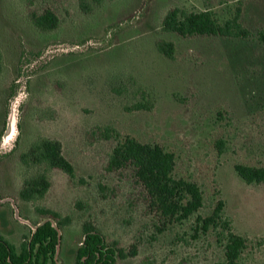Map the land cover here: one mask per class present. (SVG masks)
<instances>
[{
  "label": "rangeland",
  "instance_id": "374dc122",
  "mask_svg": "<svg viewBox=\"0 0 264 264\" xmlns=\"http://www.w3.org/2000/svg\"><path fill=\"white\" fill-rule=\"evenodd\" d=\"M174 8L209 10L220 22L239 10L250 34L162 33ZM46 10L58 18L55 30L32 23ZM260 32L264 0H0V235L19 248L33 224L49 219L41 210H51L63 221L57 264L74 263L84 223L128 255L116 264H217L224 259L219 229L202 233L196 218L222 202L223 219L247 239L237 264H264V184H246L234 170L264 166ZM159 39L173 43V59L157 51ZM138 103L149 109L136 110ZM11 115L15 131L5 142ZM127 136L173 155V176L202 192L196 214L162 218L131 166L108 170L112 149ZM41 138L61 143L73 178L22 165ZM44 171L45 196L19 199L24 181Z\"/></svg>",
  "mask_w": 264,
  "mask_h": 264
},
{
  "label": "trees",
  "instance_id": "16d2710c",
  "mask_svg": "<svg viewBox=\"0 0 264 264\" xmlns=\"http://www.w3.org/2000/svg\"><path fill=\"white\" fill-rule=\"evenodd\" d=\"M94 1L99 4L102 0ZM81 7L88 13L87 5L81 4ZM238 12L239 10L233 19L220 22L209 10L188 13L174 8L165 15L161 32L174 33L181 37L219 36L245 39L250 33L239 23ZM31 20L42 31L55 30L59 24L58 18L49 10L41 15L35 14ZM259 35V39L264 41V34L260 32ZM155 47L167 59L174 58L173 43L159 39L155 42ZM135 109L148 110L149 107L145 103H138ZM105 131L107 133V129ZM105 137L108 138L106 134ZM21 163L28 167L44 166L46 169L59 170L70 178L75 174L73 165L63 156L61 143L49 138H41L33 145L22 157ZM127 166L134 169V176L147 195L149 207L162 218L182 222L202 208L200 188L193 182L173 176L174 157L160 146L141 143L128 136L119 140L111 151L107 168L109 171H116ZM234 170L246 184H264V166L236 164ZM49 187L50 182L45 171L38 173L24 181L18 194L19 199L26 202L42 199ZM222 210L223 204L219 202L209 216L196 218V227L202 233L212 228L219 229L218 234L224 241V259L217 264H237L247 248V239L232 231L229 222L222 217ZM41 213L49 219L33 224L34 230L28 233V237L25 235L19 248L0 236V264H57L56 252L61 243L59 231L63 227V221L51 210H41ZM82 237L75 251L73 264H116L117 259L128 257L123 250L108 246L99 231L89 223L82 225ZM135 254L131 253L132 256Z\"/></svg>",
  "mask_w": 264,
  "mask_h": 264
},
{
  "label": "bare ground",
  "instance_id": "6f19581e",
  "mask_svg": "<svg viewBox=\"0 0 264 264\" xmlns=\"http://www.w3.org/2000/svg\"><path fill=\"white\" fill-rule=\"evenodd\" d=\"M14 131H15V119H14V115H11L9 117V122H8V132L4 138V141H10L14 135Z\"/></svg>",
  "mask_w": 264,
  "mask_h": 264
},
{
  "label": "crops",
  "instance_id": "0c3cea01",
  "mask_svg": "<svg viewBox=\"0 0 264 264\" xmlns=\"http://www.w3.org/2000/svg\"><path fill=\"white\" fill-rule=\"evenodd\" d=\"M0 236H2V235H0ZM3 237V236H2ZM6 239V238H5ZM23 240V239H22ZM22 240H21V242H22ZM12 244V243H11ZM14 245V244H13ZM15 246V245H14ZM16 247V246H15Z\"/></svg>",
  "mask_w": 264,
  "mask_h": 264
}]
</instances>
